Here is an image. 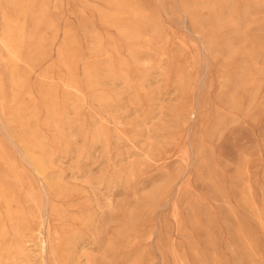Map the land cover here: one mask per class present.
Wrapping results in <instances>:
<instances>
[{"label":"rangeland","instance_id":"1","mask_svg":"<svg viewBox=\"0 0 264 264\" xmlns=\"http://www.w3.org/2000/svg\"><path fill=\"white\" fill-rule=\"evenodd\" d=\"M0 264H264V0H0Z\"/></svg>","mask_w":264,"mask_h":264},{"label":"bare ground","instance_id":"2","mask_svg":"<svg viewBox=\"0 0 264 264\" xmlns=\"http://www.w3.org/2000/svg\"><path fill=\"white\" fill-rule=\"evenodd\" d=\"M44 229V228H43ZM46 246H47V242H46V238L43 239L41 242H40V248H41V251L42 252H45L46 251Z\"/></svg>","mask_w":264,"mask_h":264}]
</instances>
